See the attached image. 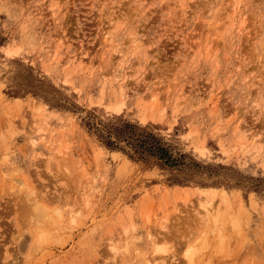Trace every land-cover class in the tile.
<instances>
[{
  "label": "rangeland",
  "instance_id": "obj_1",
  "mask_svg": "<svg viewBox=\"0 0 264 264\" xmlns=\"http://www.w3.org/2000/svg\"><path fill=\"white\" fill-rule=\"evenodd\" d=\"M194 263L264 264V0H0V264Z\"/></svg>",
  "mask_w": 264,
  "mask_h": 264
},
{
  "label": "trees",
  "instance_id": "obj_2",
  "mask_svg": "<svg viewBox=\"0 0 264 264\" xmlns=\"http://www.w3.org/2000/svg\"><path fill=\"white\" fill-rule=\"evenodd\" d=\"M107 133L105 134V141L109 145H115V143H118V140H123L132 148L133 153H137L139 156L148 154L155 156L163 163L174 164L175 162L172 154L169 153L167 148L155 135L139 131L131 123H126L125 126L120 127L114 134L111 130H107Z\"/></svg>",
  "mask_w": 264,
  "mask_h": 264
},
{
  "label": "bare ground",
  "instance_id": "obj_3",
  "mask_svg": "<svg viewBox=\"0 0 264 264\" xmlns=\"http://www.w3.org/2000/svg\"><path fill=\"white\" fill-rule=\"evenodd\" d=\"M82 63V62H81ZM257 141V140H256ZM25 206H27V205H25ZM33 208L35 209H33V211L36 213V214H38L40 217H43L44 215H45V211H44V209L41 207V205H39V204H35V205H33ZM59 213V212H58ZM34 214V213H33ZM46 216V215H45ZM44 216V217H45ZM209 220V219H208ZM38 222V221H37ZM212 232V231H211ZM42 237V236H41ZM194 243H192V245H193ZM156 245V244H155ZM155 245H154V247H155ZM156 248V247H155ZM197 248V247H196ZM115 249V248H114ZM114 249H112L113 251H114ZM117 249V248H116ZM192 253V252H191ZM196 253V252H195ZM192 254H194V252L192 253ZM191 255L189 254V257H190ZM194 256V255H193ZM192 256V257H193ZM29 257V256H28ZM192 257H190L189 258V260L190 259H193ZM118 258V257H117ZM15 260V259H14ZM112 260V259H111ZM114 260V259H113ZM116 261V260H115ZM114 261V262H115ZM8 262V261H7ZM190 262H192V260L190 261ZM14 263V262H13ZM195 264V263H194Z\"/></svg>",
  "mask_w": 264,
  "mask_h": 264
}]
</instances>
